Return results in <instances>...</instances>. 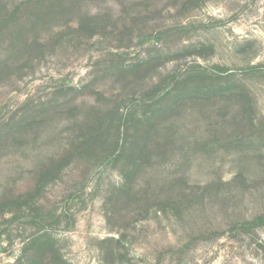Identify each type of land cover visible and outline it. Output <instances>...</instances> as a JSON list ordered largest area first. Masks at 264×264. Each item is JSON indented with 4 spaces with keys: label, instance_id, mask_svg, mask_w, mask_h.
<instances>
[{
    "label": "rangeland",
    "instance_id": "rangeland-1",
    "mask_svg": "<svg viewBox=\"0 0 264 264\" xmlns=\"http://www.w3.org/2000/svg\"><path fill=\"white\" fill-rule=\"evenodd\" d=\"M263 212L264 0H0V264H264Z\"/></svg>",
    "mask_w": 264,
    "mask_h": 264
},
{
    "label": "trees",
    "instance_id": "trees-1",
    "mask_svg": "<svg viewBox=\"0 0 264 264\" xmlns=\"http://www.w3.org/2000/svg\"><path fill=\"white\" fill-rule=\"evenodd\" d=\"M118 150L119 149H117L116 151ZM260 224H264V212L255 216L253 219H244L241 223V228L253 230L256 226Z\"/></svg>",
    "mask_w": 264,
    "mask_h": 264
}]
</instances>
